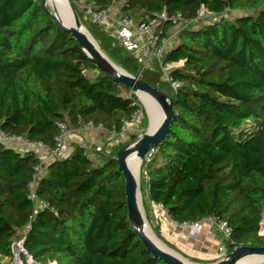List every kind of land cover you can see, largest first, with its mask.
<instances>
[{
	"label": "trees",
	"instance_id": "16d2710c",
	"mask_svg": "<svg viewBox=\"0 0 264 264\" xmlns=\"http://www.w3.org/2000/svg\"><path fill=\"white\" fill-rule=\"evenodd\" d=\"M70 1L82 24L87 20L80 3H120V13L134 20L164 10L188 21L162 58L181 63L170 71L180 87L171 91L173 117L164 138L142 160L141 195L178 225L225 221L231 229L227 253L264 247L258 233L264 210V0ZM201 6L216 17L243 14L194 29ZM86 28L127 73L153 87L162 82L156 62L138 75L130 52L97 25ZM89 70L95 74L87 76ZM139 107L135 95L99 72L54 24L41 0H0V131L53 148L59 124L79 129L92 123L119 133ZM72 148L50 161L30 189L40 162L36 153L0 143V264L12 261L21 232L23 248L37 264H165L147 252L129 224L114 154L95 164L84 147ZM151 227L181 254L159 227Z\"/></svg>",
	"mask_w": 264,
	"mask_h": 264
},
{
	"label": "water",
	"instance_id": "95a60500",
	"mask_svg": "<svg viewBox=\"0 0 264 264\" xmlns=\"http://www.w3.org/2000/svg\"><path fill=\"white\" fill-rule=\"evenodd\" d=\"M47 1L48 0H41L42 8L46 10L47 14L51 17L58 28L70 34L71 38L77 43L82 52L87 56L88 60L99 72L114 82L120 83L138 99V92L145 93L155 99L161 106L163 116L158 126L152 131L147 130L134 141L124 145L117 151L114 157L118 164V171L124 178L127 218L132 230L139 236L147 252L154 258H158L165 264H197L188 261L186 258L161 242L147 225L151 233L162 245V248L156 246L144 230L147 227H145L147 222L145 217H143L145 222L143 221L140 213H143V210L141 206L138 171L147 151L160 142L168 130L169 123L173 117L172 98L160 92L157 88L142 81L140 78L130 75L124 69L112 62L99 48L98 44L87 29L81 24L70 0H65L67 7L62 10L64 11L62 14L58 9L59 2H57L56 6L52 7V9H48L46 7ZM132 154H135L138 159V169L135 174L130 171L126 164V159ZM254 255L264 256V247L239 246L210 264H239L243 259Z\"/></svg>",
	"mask_w": 264,
	"mask_h": 264
},
{
	"label": "built area",
	"instance_id": "2783aa9c",
	"mask_svg": "<svg viewBox=\"0 0 264 264\" xmlns=\"http://www.w3.org/2000/svg\"><path fill=\"white\" fill-rule=\"evenodd\" d=\"M78 7L85 20L100 27V29L116 44L132 54L139 64L138 75H140L145 69L149 68L153 62H156L161 72L162 82H166L172 92L180 87V83L172 78L170 71L174 68L180 67L181 63H165L162 61L163 55L169 44L170 36L168 34L171 29L170 26L174 24L188 23V21L182 19L179 13L170 16L163 10L151 17L145 15L139 20H134L120 13V3H115L106 8H100L93 3H80ZM206 14L210 13L201 6L197 12L196 19ZM141 111L142 108L140 106L132 116L131 120L126 122L125 125L133 124L138 121ZM85 126L94 127L92 123H88ZM58 127L59 134L55 137V145L53 148H48L41 143H35V147L37 146L39 150H47V157H51V160L56 159V156L61 153L64 148V139L69 130L66 124H59ZM0 143L12 147L19 143L28 146L30 142L23 137L7 136L0 131ZM84 149L86 151L85 147ZM39 160L40 162L35 168V174L33 182L30 184V189L34 188L35 180L39 177L45 167L43 161L41 159ZM183 225L189 226L187 224ZM191 225L194 228H198V223L190 224V226ZM216 226L219 232L224 236L225 240L224 243L218 246L216 251L217 259H220L227 254L226 246L230 240L231 229L225 221L216 222ZM262 229V223L260 222L259 235H261L260 231ZM12 261L13 264H37L32 256L24 250L22 238H17L13 242Z\"/></svg>",
	"mask_w": 264,
	"mask_h": 264
},
{
	"label": "rangeland",
	"instance_id": "374dc122",
	"mask_svg": "<svg viewBox=\"0 0 264 264\" xmlns=\"http://www.w3.org/2000/svg\"><path fill=\"white\" fill-rule=\"evenodd\" d=\"M241 14H243L242 11H231V12H227L223 14L220 17L232 19L235 16H238ZM220 17H216L213 14H206L198 18L196 20L197 23L194 24V27L192 26L191 27L194 29L199 28L206 23H211L213 21L218 20ZM87 21H84L83 24L81 23L85 28L89 22ZM189 25L190 24L187 23V24H178V25L174 24L170 26L171 29L168 34L170 36V39H169V44L167 46V50L175 46L178 43V34L180 33V31L185 30L184 28H188ZM86 74L87 76H92V74H95V72L89 70ZM155 88H157L160 92L170 97L171 90L166 82H161ZM139 99L138 101L142 108V111H141V115L139 116L138 121H136L133 124H126L121 130V132L119 133H113V132L112 134L106 133L107 136L111 137L110 141L114 143L113 146L110 147L111 149L110 153L112 152L114 154V157L117 153L116 150L118 148L120 149L127 143L135 140V139L131 140L132 136H136L137 138L140 135H142L144 132L150 129L151 116L149 113V108L143 101H141V99L140 100ZM151 99L152 101L155 102L160 112L162 113L161 106L157 103L155 99L153 98ZM101 130H104V129L101 127H91V126H85V125L81 126L79 129L69 128L67 135L64 139V148L62 149L61 153L58 154L56 157L61 158L65 156L69 151H72L73 149L72 145L74 143H70V144L67 143V140L70 139V140L76 141L80 145L85 146L87 155L90 158H93L94 161L98 160L95 158H97L96 156L99 155V152L102 150V147L98 145L96 141L98 140L97 132ZM108 142L109 141H106V140L104 141L105 144H108ZM50 159L52 158L47 157V160H50ZM140 168H141V165H140ZM138 172H139L138 180L140 184L141 170L139 169ZM139 190H140V185H139ZM140 196H141V206H142L143 214L146 219L147 225L150 227L151 231H152L151 225L159 227V230H161L160 233L162 237L164 238V240H166L171 245H173L176 249H178L181 252V254L171 248L172 250L176 251L178 254L186 258L188 261L197 263V264H210V263H213L214 260H217L216 259L217 258L216 256L217 248L220 244L224 243L225 240H224V236L217 229L216 222L213 219H205L199 222L198 228H194L192 227V225L184 226V225H178L176 223L173 224L168 219L166 212L161 208V206L155 205L149 202L146 198L144 199L141 195V191H140ZM143 200L145 201L146 213L144 211V207L142 204ZM261 223H262L263 229L260 232H261V235L264 236V210L262 213ZM152 233L154 234L153 231ZM22 234L23 232L19 233L18 237L21 238ZM191 259L196 260V261H192ZM4 264H13V261H6ZM48 264H52V263H48Z\"/></svg>",
	"mask_w": 264,
	"mask_h": 264
},
{
	"label": "bare ground",
	"instance_id": "6f19581e",
	"mask_svg": "<svg viewBox=\"0 0 264 264\" xmlns=\"http://www.w3.org/2000/svg\"><path fill=\"white\" fill-rule=\"evenodd\" d=\"M57 2H59L60 4L58 5V9L61 11L66 9L67 4L65 2V0H48L47 1V6H50V8L52 9V7H55ZM49 9V8H48ZM85 31V28H84ZM137 95L140 97L141 101H143L149 108V113H150V120H151V126H150V131H152L153 129H155L158 124L160 123V121L162 120V116L163 113L160 112L158 106L155 104L154 101H152L151 97L146 95L145 93H141L138 92ZM126 164L128 166V168L130 169V171L132 173L135 174V172L137 171V167H138V159L135 156V154H132L131 156H129L126 159ZM140 208V206H139ZM141 213L142 218L143 213ZM144 221V218H143ZM145 222V221H144ZM147 226V224L145 225V227ZM147 233V235L149 236L150 240L158 247L162 248V245L160 244V242L154 237V235L151 233L150 229L148 228V226L144 229ZM239 264H264V256H249L245 259H243Z\"/></svg>",
	"mask_w": 264,
	"mask_h": 264
},
{
	"label": "crops",
	"instance_id": "0c3cea01",
	"mask_svg": "<svg viewBox=\"0 0 264 264\" xmlns=\"http://www.w3.org/2000/svg\"><path fill=\"white\" fill-rule=\"evenodd\" d=\"M106 133H108V134L111 133L112 134V132H109V131H106V130H101V131L97 132V139L98 140L97 141L95 140V141L98 143V145H100L102 147V150L99 152V155L96 156L97 158H95V159H98V160L94 161L93 158H91V160L95 164L100 163V161L102 160V156L101 155H107V154L110 153V150H111L110 147L113 146V144H114L113 142L110 141L111 137L107 136ZM95 138H96V136H95ZM105 140L106 141H109L108 144H105L104 143ZM67 143L70 144V143H77V142L74 141V140L68 139L67 140ZM77 144H79V143H77ZM35 145H36L35 143H29L28 146L19 143V144H16V145L12 146V148L15 149V150H17V151H21V152L22 151H26V150H32V151H34L36 153L37 157L39 159H41L43 161L44 165L46 166L50 161H52L51 159L50 160H47V152H46L47 150H45V149L39 150V148L37 146L35 147ZM81 146L82 147H85L83 145H81ZM18 148H20V149H18ZM70 152L71 151H69L65 156H67ZM171 223L174 224V222H172V221H171ZM167 225H168V223H167Z\"/></svg>",
	"mask_w": 264,
	"mask_h": 264
}]
</instances>
